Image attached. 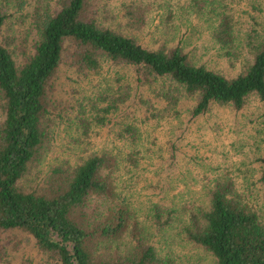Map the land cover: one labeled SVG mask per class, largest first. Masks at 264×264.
<instances>
[{
  "label": "trees",
  "instance_id": "1",
  "mask_svg": "<svg viewBox=\"0 0 264 264\" xmlns=\"http://www.w3.org/2000/svg\"><path fill=\"white\" fill-rule=\"evenodd\" d=\"M27 2L0 0V235H29L47 264H172L176 249L187 243L206 251L214 264H264V120L257 188L239 181L241 160L212 163L202 178L194 175L192 181L203 182L206 192L187 204L181 195L185 191L177 192L173 182L160 188L170 203L151 200L146 219L167 230L178 222L180 239H172L163 251L126 203L125 179L119 178L140 171L144 133L153 123L179 139L162 160L170 174L179 169L178 142L189 130L184 119L198 121L220 107L240 112L253 96L264 107V28L255 23L238 32L235 10L245 0H187L189 11L214 21L219 58L234 65L241 61L235 75L195 62L184 45L188 41L177 40L176 30L166 25L153 31L168 37L155 46L103 25L93 0H57L55 9L49 3L42 10L34 8L27 15L35 18L28 27L35 32L31 51L18 60L3 36L14 22L13 9ZM149 11L138 5L129 11V24L143 29ZM65 64L79 81L98 78L88 89L79 83V94L84 93L78 115L79 162L39 172L40 181L30 183L33 166L40 167L49 147L51 91ZM124 107L132 111L128 121L114 116ZM176 123L182 129L175 134ZM103 127H116L115 139L89 152L88 140Z\"/></svg>",
  "mask_w": 264,
  "mask_h": 264
},
{
  "label": "rangeland",
  "instance_id": "2",
  "mask_svg": "<svg viewBox=\"0 0 264 264\" xmlns=\"http://www.w3.org/2000/svg\"><path fill=\"white\" fill-rule=\"evenodd\" d=\"M56 2L57 0H28L23 8L13 9L14 22H12L11 30L5 29L3 37L16 50L15 55L19 58L18 60L24 58L25 52L31 51V44L35 37V32L28 28L29 23L34 22L35 18L34 16L27 17V15L31 14L34 8L42 10L43 7L48 6V3L55 9ZM93 2L99 6L98 20L100 23L132 35L146 45L155 46L163 40L166 42L168 37L163 33L157 36L153 34L157 26L165 27L166 25L170 30H176L177 40L184 37L188 41V43L184 42V45L187 50L191 51L192 59L198 64L205 63L209 67L230 75H235L241 70L242 65L239 59L234 65L224 58H219L215 41L212 38L214 21L203 13L189 11L187 0H93ZM252 3L259 6V9H254L251 6ZM142 4L150 10L148 24L143 29L132 27L129 24V11ZM235 14L238 18L237 30L240 33L254 28L255 23H258L256 28L260 30L264 28V0H245L242 6L236 7ZM169 38L172 41L174 37ZM113 75L114 73L111 76ZM96 82L98 78L79 81L78 74L69 65L65 64L60 68L51 91L50 110L54 121L50 131L49 147L43 151L40 167L33 166L28 182L40 181L39 172L47 173L50 168L65 167L67 163L75 165L77 161L79 162L81 134L78 115L80 96L84 94H79V83L80 88L88 89ZM263 113L262 103L253 96L245 109L240 112L220 107L198 121L188 122L187 117L184 123H190L189 130L183 137L184 140L178 142L181 148L178 157L179 169L171 171L170 174L166 167H162V160L169 156L170 144L179 139L171 135L172 133L160 132L157 129L159 128L157 123H153L148 128L147 134L144 133L146 142L142 149L145 153V160L140 166V171L136 175L124 173L119 178L125 179L123 196H126L124 198L126 203L137 211V219L142 221L143 226L151 233L150 237L156 247L159 249L168 247L172 239H175V242L180 240L178 222L167 230L159 229L160 225L154 220L146 219L151 200L159 201L163 198L160 188L167 182H173L177 192L185 191L181 195L184 196L183 201L187 204L192 198L199 197L206 192L203 182L192 181L194 175L199 174L198 178H202L205 170H208L212 163L227 161V165H231L241 160L242 173L239 174V181L253 188L259 186L256 155L263 151V134L260 133L263 128V123L260 124L264 120L261 117ZM131 115L132 111L125 107L114 113V116H118V120L122 118L125 121L130 120ZM3 120L4 113L0 108V123ZM173 126L175 134L182 129L178 123ZM112 128L116 129V127ZM101 129L103 130L93 133L92 140L87 139L91 141L90 145L86 144L89 152L106 146L108 142L111 143L115 139L116 130L111 127ZM83 139L87 141L86 138ZM168 174L172 177H168ZM184 180H187V186ZM150 184L159 187L153 189ZM259 190L254 191L258 193ZM162 203L169 204L170 199L163 198ZM124 243L126 246L129 238ZM173 243L174 241L171 244ZM45 258L39 251L35 240L24 232L10 231L0 235V264H47ZM172 258V264H214V260L206 251L190 243L184 247H178Z\"/></svg>",
  "mask_w": 264,
  "mask_h": 264
}]
</instances>
